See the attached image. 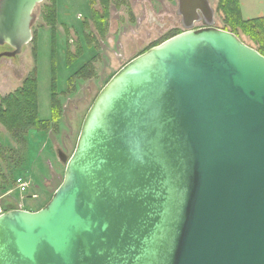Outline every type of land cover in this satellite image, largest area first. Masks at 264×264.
<instances>
[{
	"label": "water",
	"instance_id": "obj_1",
	"mask_svg": "<svg viewBox=\"0 0 264 264\" xmlns=\"http://www.w3.org/2000/svg\"><path fill=\"white\" fill-rule=\"evenodd\" d=\"M177 1L185 31L99 93L48 204L0 216V264H264V56ZM43 2L0 0V58Z\"/></svg>",
	"mask_w": 264,
	"mask_h": 264
},
{
	"label": "rangeland",
	"instance_id": "obj_2",
	"mask_svg": "<svg viewBox=\"0 0 264 264\" xmlns=\"http://www.w3.org/2000/svg\"><path fill=\"white\" fill-rule=\"evenodd\" d=\"M209 2L215 10V27L222 29L217 12L219 0ZM109 3L106 31L101 37L91 15V9L103 13L105 8L99 1L92 6L89 0H58L54 47L53 31L46 22V7L51 2L44 0L34 12L32 33L35 40L20 55L0 58V101L21 87L36 67L39 118L53 123L51 88L55 62V86L62 105L60 120L52 124L48 132H31L23 144L17 143L5 128L0 127V148L6 151L0 160L6 177L0 193L1 209L17 207L37 211L49 202L64 180L66 163L59 159V152L68 159L72 156L83 121L99 93L129 62L176 33L185 31L177 0H110ZM239 4L245 20L264 16V0H239ZM85 23L88 29L84 28ZM203 28V23L194 26L195 30ZM86 35L93 39L91 48H87ZM240 36L244 43L255 48L247 37ZM79 45L84 48L83 55L69 63L68 49L75 53ZM8 51L9 47L0 46V55ZM92 59L94 72L88 79L77 81L68 92L71 78ZM21 174L29 185L24 194L15 186V180Z\"/></svg>",
	"mask_w": 264,
	"mask_h": 264
},
{
	"label": "trees",
	"instance_id": "obj_3",
	"mask_svg": "<svg viewBox=\"0 0 264 264\" xmlns=\"http://www.w3.org/2000/svg\"><path fill=\"white\" fill-rule=\"evenodd\" d=\"M96 1H99L101 5L104 6L103 13H100L94 9H91L92 20L94 26L96 27L99 35L103 37L106 31V21L109 17V2L110 0H89V3L93 6ZM172 1V0H171ZM51 5L46 7V22L47 25L53 31V36L56 33L57 25V2L58 0H50ZM120 3H123L122 1ZM217 12L222 20L223 28L222 30L228 31L235 34L239 39L240 35L247 37L254 45L255 49L264 56V16L245 20L242 17L239 0H219ZM84 28L88 29V24H84ZM181 34L176 33L167 40ZM87 43V48H91V43L93 39L90 35L84 37ZM35 37H33V40ZM165 40V41H167ZM163 41L162 43H164ZM159 43L154 47L161 45ZM53 46L55 47V36L53 37ZM150 49V50H151ZM149 51V50H148ZM146 51V52H148ZM84 48L79 45L76 52L72 53L68 49V62L72 63L83 55ZM144 52V53H146ZM143 53V54H144ZM34 62L37 61V51H34ZM55 52H53V60L55 61ZM94 59H92L88 64L82 67L70 80L69 91L71 87L76 85L79 80L88 79L92 72H94L93 67ZM56 67L55 62L52 66V88H51V111H52V122L42 121L39 118V105H38V80H37V69L36 67L31 71V73L25 78L21 87L16 89L14 92L6 95L0 101V127L7 130L13 140L19 144H23L26 141V136H29L31 132H48L52 124L57 123L60 120L62 105L59 100V96L56 92ZM4 153L6 151L0 148V160L4 158ZM19 175L18 177H22ZM17 177V178H18ZM6 177L4 175V169L0 166V193L4 189V183ZM48 202L45 204L47 205ZM7 205V204H6ZM5 205V206H6ZM45 205L43 207H45ZM41 207V208H43ZM40 208V209H41ZM19 209L17 207L5 208V212ZM39 209V210H40ZM37 210V211H39Z\"/></svg>",
	"mask_w": 264,
	"mask_h": 264
},
{
	"label": "built area",
	"instance_id": "obj_4",
	"mask_svg": "<svg viewBox=\"0 0 264 264\" xmlns=\"http://www.w3.org/2000/svg\"><path fill=\"white\" fill-rule=\"evenodd\" d=\"M16 189L21 193L24 194L27 192L29 185L28 182L23 177H18L15 181ZM5 213L4 209L0 208V216Z\"/></svg>",
	"mask_w": 264,
	"mask_h": 264
}]
</instances>
